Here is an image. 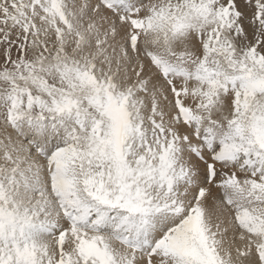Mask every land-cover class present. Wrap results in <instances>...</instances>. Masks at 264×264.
Instances as JSON below:
<instances>
[{
  "label": "snow or ice",
  "instance_id": "6c2138e0",
  "mask_svg": "<svg viewBox=\"0 0 264 264\" xmlns=\"http://www.w3.org/2000/svg\"><path fill=\"white\" fill-rule=\"evenodd\" d=\"M0 264H264V0H0Z\"/></svg>",
  "mask_w": 264,
  "mask_h": 264
}]
</instances>
